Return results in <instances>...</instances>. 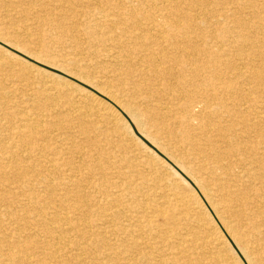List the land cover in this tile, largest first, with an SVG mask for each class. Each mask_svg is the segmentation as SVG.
Here are the masks:
<instances>
[{
	"label": "snow or ice",
	"instance_id": "6c2138e0",
	"mask_svg": "<svg viewBox=\"0 0 264 264\" xmlns=\"http://www.w3.org/2000/svg\"><path fill=\"white\" fill-rule=\"evenodd\" d=\"M20 4L28 11L21 15L14 37L0 40V169L5 174L0 180V254L15 253L5 264H28L21 257L30 253L48 256L36 264H208L190 258L202 250L180 223L179 209L157 194L104 139V130L69 98L45 91L44 81L55 76L43 70L97 96L101 94L94 86L96 73L111 72L121 84L155 99L164 111L170 92L188 89L175 66L180 55L197 67L203 65L218 81L227 74L243 89L248 83L243 56L252 47L249 33L257 12L264 44V0ZM34 77L42 79L37 82ZM188 79L191 89L205 90L201 71ZM261 107L264 111V92ZM200 147L207 163L218 169L217 179L239 213L241 234L233 235L241 243L231 245L235 255L228 250L224 264H264V209L257 228L249 211L254 184L246 167L244 138L225 128ZM12 166L16 177L10 178ZM61 173L75 181L70 197L62 202L43 198L50 185L19 186L22 175H46L51 180ZM257 251L259 260L254 259Z\"/></svg>",
	"mask_w": 264,
	"mask_h": 264
},
{
	"label": "bare ground",
	"instance_id": "6f19581e",
	"mask_svg": "<svg viewBox=\"0 0 264 264\" xmlns=\"http://www.w3.org/2000/svg\"><path fill=\"white\" fill-rule=\"evenodd\" d=\"M26 11L20 0H0V40L14 37L18 21ZM249 36L252 47L243 56L248 83L243 89L237 88L227 74L218 81L211 71L203 69V65L197 67L195 62L186 61L180 55L175 66L178 73L184 76L188 89L170 92L166 111L143 91H133L121 84L111 72L96 73L98 83L94 86L101 94L97 96L65 77L43 70L46 75L55 76V80L44 81L48 85L45 91L54 90L57 95L69 98L77 109L89 117L92 124L104 130V139L114 145L143 178L151 182L157 194L179 209L180 223L198 241L197 248L202 250L190 258L203 259L208 264H224L229 258L228 250L235 255L231 245L239 246L241 243L237 239V235L241 234L240 218L234 209L232 197L217 179L218 169L211 167L201 154L202 143L219 134L221 129L235 130L245 140V153L249 161L246 167L254 184L252 208L249 211L256 217L257 228L261 210L264 209V200L261 199L264 186L261 180V158L264 155L261 152V145L264 144V111L261 107L264 44L259 12ZM3 52L4 49L0 48V53ZM36 71L40 72L41 69L37 68ZM197 71L204 76L205 90H194L189 85L188 77ZM85 75L88 73L85 72ZM34 79L40 82L42 78ZM100 83L107 87H99ZM141 136L143 139H140ZM50 139L55 140L54 137ZM55 142L59 143L58 140ZM9 173L10 178L16 177L15 166L9 169ZM4 175L0 169V180ZM18 181L20 187L29 182L33 186L50 185L42 194L43 198L56 202L69 198L72 183H75L63 173L53 176L51 180L46 175H22ZM225 233L228 235L225 236ZM14 258L15 253L8 257L0 254V264ZM21 258L28 264H36L48 256L30 253ZM254 259H260L258 251L254 253Z\"/></svg>",
	"mask_w": 264,
	"mask_h": 264
}]
</instances>
